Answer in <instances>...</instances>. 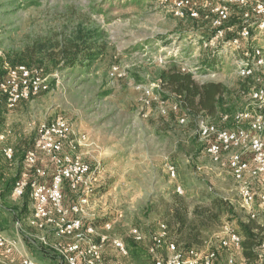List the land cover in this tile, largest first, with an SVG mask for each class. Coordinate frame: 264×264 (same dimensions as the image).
<instances>
[{"label": "rangeland", "instance_id": "374dc122", "mask_svg": "<svg viewBox=\"0 0 264 264\" xmlns=\"http://www.w3.org/2000/svg\"><path fill=\"white\" fill-rule=\"evenodd\" d=\"M175 2L0 0V74L22 64L32 70L38 68L44 80L40 91L14 108L5 107L0 114V129L11 131L9 137H0V186L4 187V182L21 170L20 157L7 159L3 147L10 145L15 155L25 157L39 136L40 126L60 116L70 128L64 147L67 153L72 151L71 141L79 133L88 135L86 145L76 149L95 173L91 203L83 217L86 224L99 220V232H104L105 222H110V236L127 241L130 230L139 227L149 242L158 222L167 216L173 202L171 194L178 185L184 192L176 191L190 209L210 204L209 196L216 195L225 197L235 212H241V183L234 179L228 159L233 153L242 152V148L225 151L216 161L208 152L209 141L202 136L203 125L214 121L224 126L227 118L201 120L184 114L177 103L160 95L158 74L169 62L179 64L183 70L193 71L197 81H223L237 91L234 94L240 108H252V91L264 85V67L255 66L251 75H243L241 61L245 62L242 54L247 51L246 45L235 50L229 41L219 43L220 38L205 45L197 29L213 27V22L219 20L217 8H226L229 13L228 19L221 22L225 27L223 37L233 31V23L261 17L252 11L251 4L198 0L193 6L198 16L190 19L186 14L181 18L174 13ZM252 23L253 41L262 49L264 58V28H259L255 20ZM78 31L89 35L92 50L102 48L103 53L96 60L64 67L57 58H49L53 48L48 46ZM40 44H47V55L37 51ZM213 51L218 68L211 72L203 62ZM245 158L250 160L249 154ZM169 164L177 168L175 178L169 175ZM38 165L51 171L44 153H40ZM248 182L257 196L264 194V186L258 181L248 178ZM260 197L252 209L257 219L264 220ZM21 199L8 197L6 205L19 209L24 198ZM27 203L26 210L33 203L31 198ZM222 219L221 226L205 233V247L217 252L215 264H227L231 253L241 264L240 250L226 251L220 246L218 235H225L224 227L237 229L232 216L226 214ZM20 221L19 235L24 244L21 251L42 263L33 250L40 247L47 254L59 255L53 245L62 238L42 231L31 220ZM5 230L12 235L16 232L12 227ZM105 250L104 262L131 264L129 257L111 243Z\"/></svg>", "mask_w": 264, "mask_h": 264}, {"label": "built area", "instance_id": "2783aa9c", "mask_svg": "<svg viewBox=\"0 0 264 264\" xmlns=\"http://www.w3.org/2000/svg\"><path fill=\"white\" fill-rule=\"evenodd\" d=\"M231 2L242 5L251 4L252 11L264 19V3L261 0H231ZM194 5L195 0H176L174 13L181 18L186 14V16L196 18L198 14L193 9ZM217 14H219V20L213 22L212 27L216 30L215 35L204 40L205 45L219 38L223 39L222 34L225 30L221 22L228 19L229 13L226 8H217ZM252 24L242 28L240 36L230 42L233 49L240 48L241 39L250 36ZM258 27L264 28V20L258 22ZM251 54V51H246L244 57H250ZM252 63L250 65L246 60L241 61L243 75H251L255 66L264 67L263 51L260 47L254 49ZM39 71L38 68L32 70L21 64L2 72L0 74V103L4 101L8 108H14L21 100L40 91L44 80ZM251 96L255 106L246 107L238 112L239 125L236 128H217L208 123L202 127V136L209 141L208 152L216 161L220 160L223 152L232 151L236 147L242 148V152L233 153L229 157L228 166L234 179L241 183L242 206L248 212H252L255 217L256 213L252 208L258 196H261V202L264 205V194L257 196L248 178L264 186V85L252 91ZM247 123L248 127L243 126ZM69 130L66 119L60 116L40 126L38 138L26 151L24 159L26 169L15 182L12 197L21 198L29 193L33 201L31 224L42 231L54 232L62 238V241L55 242L53 245L54 249L59 252L61 264H125L103 261V253L110 243L121 254L128 257V249H126L124 240L112 238L108 233L112 228L111 223L105 222L104 232H99L94 224L90 222L86 224L84 221L83 215L91 203L95 173L91 164L83 160L76 152L78 146L86 145L88 142L87 134L79 133L76 139L71 141L72 151L70 153L64 150L70 135ZM3 152L7 159H14L15 152L11 146L4 147ZM40 153L48 156L51 171L38 165ZM245 154H249L250 160L245 158ZM168 172L171 177L175 178L177 176L176 166L169 164ZM64 183L68 184L72 193L67 204L62 191ZM176 190L180 194L184 192L182 185H178ZM20 229H22V224L17 221L15 234H9L1 229L0 219V262L4 264H45L28 252L21 251L24 244L19 235ZM130 232L138 242L147 238L139 228H133ZM224 233L223 236L218 235L220 246L226 251H239L242 248L241 234L229 226L224 227ZM150 241L151 245L148 248L154 264H215L218 258L215 250L190 249L185 252L178 248L173 241L168 240V232L164 224H160L159 228L150 235ZM258 262L264 264V249ZM226 263L238 264L232 253L228 255ZM240 263L248 264L244 259Z\"/></svg>", "mask_w": 264, "mask_h": 264}, {"label": "trees", "instance_id": "16d2710c", "mask_svg": "<svg viewBox=\"0 0 264 264\" xmlns=\"http://www.w3.org/2000/svg\"><path fill=\"white\" fill-rule=\"evenodd\" d=\"M261 1L264 3V0ZM187 17L194 19L190 16ZM254 20L261 22L264 19L259 18ZM254 20L251 19L249 22L233 23L232 26L235 27L233 31L227 33L219 43L225 44L226 41L231 42L234 38L239 37L242 31L241 29L249 26ZM222 27L225 29L224 26ZM201 28L202 29H197L200 32L198 37L201 42L215 35L216 30L213 28ZM253 34L254 29H251L250 36L241 39V44L246 45L245 49L252 52L250 57H245L246 62L250 65L253 64L252 56L254 54V49L257 48L252 38ZM89 39V35L84 31H78L75 32L74 35L67 36L63 41H57L55 44L48 46L53 48L50 53L45 50L47 44H40L37 51L43 52L45 55L49 53L48 56L50 59L57 58L60 63H63L64 67L81 65L84 64L86 60L88 64H91L103 53V51L102 48L101 51L92 50ZM236 52L238 53V51ZM238 55L241 54L239 53ZM216 57L217 54L213 51L211 56L206 58V61L203 62L205 64L204 68H206L207 71L213 72V70L218 68ZM158 82L161 88L160 95L162 98L167 101L173 100L184 114H189L193 118H199L201 120L202 118H209L216 121L219 117L223 119L227 118L225 119L227 121L224 126L211 121L210 124L215 127L221 126V128L234 129L239 125L237 122V114L244 108H240L239 99L234 94V92L237 93V91L232 90L223 81H197L193 71L189 69L183 70L179 64L169 62L168 67L159 71ZM245 87H247V85L244 86V88ZM5 107L7 108L6 102L2 101V103H0V114L5 110ZM229 120L233 123L230 124L228 122ZM243 126L248 127V123L243 124ZM1 133L2 130L0 129V134ZM19 157V168H21V170L14 177L7 180V182H4V187L1 186L0 188V219L1 229L3 231L9 228L10 225L14 226L20 219L22 220L23 213L26 211L29 204L27 203V199L30 198V196L29 193H26L21 197L22 199L24 198L21 209L7 207L6 205V198L12 196L15 182L26 169L24 168L25 157H23V155L18 156L17 153L14 159L17 160ZM62 191L64 201L67 204L72 197L68 184L64 183ZM171 195L173 202L168 207L169 211L166 214L167 216L158 222L157 227L158 229L160 224L166 226L169 241H173L178 248L185 252H188L190 249L205 250L208 241V237L205 233H211L214 229L221 226L223 223L222 218L227 214L232 216V221L237 225V229L235 230L239 232L243 238L241 244L242 248L240 249L242 259L248 264H259L260 254L264 249V220L257 219L256 215L253 217V213L248 212L243 206L242 209L244 211L241 209L240 213L235 212L236 208L231 205L225 197L210 195V204L196 205L193 209H190L185 198L177 193L176 188ZM11 219L14 221L12 224L10 222ZM96 222H99V220L90 223L97 227ZM147 240L148 238L138 242L132 234L127 241L124 240L131 264H154L153 257L148 248L151 245V241L149 240V242H146ZM54 255H58V253ZM59 262H61L60 256Z\"/></svg>", "mask_w": 264, "mask_h": 264}, {"label": "crops", "instance_id": "0c3cea01", "mask_svg": "<svg viewBox=\"0 0 264 264\" xmlns=\"http://www.w3.org/2000/svg\"><path fill=\"white\" fill-rule=\"evenodd\" d=\"M11 131L9 129H5L1 134H0V137L3 138V137H9V133ZM4 133V134H3ZM2 135V136H1ZM1 140V139H0ZM6 146V145H5ZM10 145H7L6 147H9ZM12 147V146H11ZM14 148V147H13ZM24 168H26V164L24 162ZM1 188V186H0ZM11 198H14L11 196ZM19 209H21L19 207ZM33 215V203H31V205L29 206V209L26 210L24 213H23V219L24 220H29L31 219V216ZM5 220V219H4ZM11 224L12 222L14 223V221H12L11 219ZM9 227H12L13 228H16V224L14 226H9ZM6 231V230H5ZM38 248V247H37ZM33 251H36V253H34L35 255L38 256V258L42 259L41 261H43V263L45 262V264H61V262H59V256L58 255H54V254H47L49 253L48 251H45L44 249L41 250V248L39 247L38 249L36 250H33ZM47 252V253H45ZM32 256V255H31ZM33 257V256H32ZM52 257V258H51ZM37 259V258H36ZM38 260V259H37Z\"/></svg>", "mask_w": 264, "mask_h": 264}]
</instances>
